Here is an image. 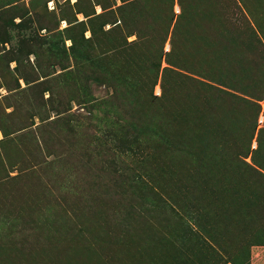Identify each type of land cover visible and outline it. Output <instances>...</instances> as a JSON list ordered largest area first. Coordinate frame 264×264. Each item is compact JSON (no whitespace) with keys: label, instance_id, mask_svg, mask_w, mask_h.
Segmentation results:
<instances>
[{"label":"rangeland","instance_id":"374dc122","mask_svg":"<svg viewBox=\"0 0 264 264\" xmlns=\"http://www.w3.org/2000/svg\"><path fill=\"white\" fill-rule=\"evenodd\" d=\"M0 264H264V0H0Z\"/></svg>","mask_w":264,"mask_h":264},{"label":"trees","instance_id":"16d2710c","mask_svg":"<svg viewBox=\"0 0 264 264\" xmlns=\"http://www.w3.org/2000/svg\"><path fill=\"white\" fill-rule=\"evenodd\" d=\"M181 6L179 5V8ZM165 15H166V10H165ZM185 12L184 10L180 12V15L176 17V29H177V26L179 25V22L181 20H183V18L185 17ZM121 23V21H120ZM142 31V33L144 32V28L140 29ZM136 31H139V30H136ZM149 33L146 35V37H149L148 38V43L150 44V47L153 48L154 50L151 51L149 53V56H151V60L149 62V64L155 68H159V63L158 61L161 59V57L163 58L164 62L166 63V65H169L170 63L174 64V62H179L181 63V61L183 60V58H181V61L179 60V55H180V52H179V49L177 48V45H176V37H174L172 35V38L170 39V42H169V52L166 53V54H163L162 52V48L160 47V42H162L164 40V37L162 36V30L161 28L158 26L155 27L154 30L150 29L148 30ZM175 31V29H174ZM131 35H134V36H138V38H140L141 40H145V36L139 34L138 32H135L134 34H130ZM178 42V41H177ZM159 43V45H157ZM140 48H143V46L140 45ZM155 56V57H154ZM154 60H157V64H154ZM180 66V65H178ZM150 67V66H149ZM183 67V66H181ZM166 68H163L162 71H165Z\"/></svg>","mask_w":264,"mask_h":264}]
</instances>
